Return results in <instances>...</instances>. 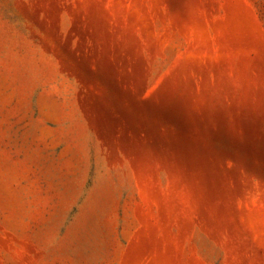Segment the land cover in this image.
I'll use <instances>...</instances> for the list:
<instances>
[{"label": "rangeland", "instance_id": "374dc122", "mask_svg": "<svg viewBox=\"0 0 264 264\" xmlns=\"http://www.w3.org/2000/svg\"><path fill=\"white\" fill-rule=\"evenodd\" d=\"M0 264H264V0H0Z\"/></svg>", "mask_w": 264, "mask_h": 264}]
</instances>
